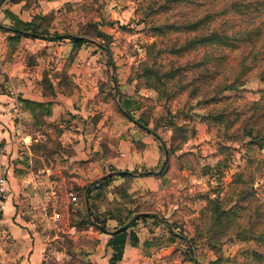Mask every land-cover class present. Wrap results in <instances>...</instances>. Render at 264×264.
I'll list each match as a JSON object with an SVG mask.
<instances>
[{"label": "rangeland", "instance_id": "obj_1", "mask_svg": "<svg viewBox=\"0 0 264 264\" xmlns=\"http://www.w3.org/2000/svg\"><path fill=\"white\" fill-rule=\"evenodd\" d=\"M26 1L28 4L32 3V0ZM147 1L80 0L76 4L63 6L61 13L48 15V19L44 24L50 34L55 32L56 34L86 36L94 44L91 42L86 43L80 50L82 51L80 56L75 49H71L67 42L51 44L41 54L39 52L40 56L37 59L41 62V66H39L41 79L39 82L36 78L34 80L35 85H39L42 94L49 93V84L46 81L52 80V83L56 84L58 92L65 95V97H72L74 110L77 106L81 107L83 104L86 109H90L92 112L94 111L93 101L90 98L93 94H97V101L95 99L94 106L99 109L94 112L101 110L104 117L112 119L115 116L124 123H129L130 120L122 114L120 104L130 101L133 107L129 109V114L133 120L141 119L142 116L146 117L145 121H148L149 130H154L152 132L161 140L159 142L153 135L133 124L139 139L134 142L133 149H144L146 146L140 143L141 139L138 135L143 137L144 134H148L153 138L152 144L156 150L155 157L147 166L143 164H137L132 168L121 166L120 170L113 166H108L109 174L115 171H124L132 173L135 177L133 176L132 179L114 177L108 186L95 191L93 194L94 196L97 194V198L90 203L92 204L91 212L100 216L105 221L106 227L112 231L116 223L109 221L108 217L123 219L130 213L149 211L156 214L159 219L163 218L176 232L182 234V236L178 237L171 236L164 226L162 228L159 224L150 220L145 223L137 222L135 228L132 229L136 234L140 232L146 223L148 224V231L159 229L157 232L158 236L151 238L150 242L149 238L146 237V231L145 235L139 236L141 239L139 241V249L142 254H145L143 255L145 258L140 257L136 264H160L156 262V259L160 256L159 250L163 251L162 258L164 262L161 264H211L218 257L225 264H251L255 261L254 252L260 254L259 263L264 264V245L256 244L253 241H240L230 237L229 239H223L219 243L218 248L220 251L216 254L214 250L207 246L205 239L197 237L195 233L196 227L200 226L199 213L206 205L204 197L212 195L214 191H222L221 195L228 193L230 187H232L231 183L234 176L239 172L245 174L246 181L251 179L253 182L252 187L253 191H255L256 201L251 200L248 203L252 212L255 211L256 206L262 205L259 209L262 217L259 220L261 221L259 222L255 214L251 212L246 215L245 222H257L262 224V226L264 225V147L260 152H251L246 147V140L242 142L223 141L221 139V129L216 128L215 125L207 120L211 111L236 110L238 115L230 116V120H237L235 130L241 126L242 120L251 115V110H249L251 104L264 103V83L256 79L257 68L264 65V47H261L263 46L262 40L264 38V15L253 17L255 12L252 11L242 17L248 23L239 25V16L232 12L228 13L229 21L235 22L237 25L232 32H237L234 37L239 38V41L235 43L236 50L226 52L227 60L221 66L212 61L208 62L207 65L210 75L217 74L216 80H222L226 77L229 81L239 74L242 65H246L248 71L242 77L243 87L222 94L218 97L217 104L214 105L201 104V98L207 88H202L199 95L195 98H190V91L187 90L165 103L163 105L165 108H163L162 105L157 103V94L150 89L137 88V81L127 84V86H132L131 89H134L133 94L130 89L129 95L126 91V93L115 95L114 90V85L118 83L117 76L113 73L116 65L119 68L131 65L129 77L132 76V72L145 60L146 46L156 40L150 32V25H136L141 15L140 12L136 13L137 9ZM233 1L236 0L209 1L200 9L192 6H174L167 12V15H159L156 18L162 21L166 18L170 21H181L192 17L193 14L201 16L209 10L217 8V10H220L225 4ZM246 1L253 4L264 0ZM128 8L131 9V17L123 19L126 25H122L124 27L122 31L118 22L115 23L113 20H115V16L120 11ZM248 16L253 19L251 20ZM222 19L223 17L215 19L212 27L219 24ZM97 20L106 25V27L115 29L112 32V40L110 42L104 39H96V24H99ZM251 21L253 23H250ZM0 24L4 26L9 23L0 21ZM260 25H262L263 36L258 40L255 48L251 45H244L240 40L251 42L252 44L255 43L253 35L257 34L256 29ZM126 27H129V29H126ZM122 33H126V37ZM95 43L107 45L110 53H104ZM10 48L8 49L9 54L10 50H17V47ZM32 48L21 56L29 67V75H32L35 71L34 67L36 69L39 65V62L36 63L35 61L37 49ZM253 55H255L254 59L252 61L249 60L250 56ZM206 56L208 55L200 50L195 54L193 53L187 60L197 61L201 59L204 61ZM244 56H247V60L242 64ZM74 61L79 64L78 67L73 64ZM71 67L72 73H69ZM113 79L116 80L115 84ZM78 80H82L83 83H77ZM2 82V91L8 92V94L11 91L14 93V97L20 94V83H15L12 87L7 81ZM125 85L126 83L123 86ZM86 98H89L87 103L80 102V99L86 100ZM99 102L107 103L108 106L99 104ZM164 109L166 110L164 111ZM22 112L27 113L28 111L22 109ZM48 112L50 115L47 116L43 111H36L34 116L28 112L29 121L24 120L22 113H16L14 119L16 127L14 135L15 153L18 156L16 166H18V170L22 174H30L32 182L39 177L47 176L46 173L42 175L41 171L45 169L53 170V173L47 176L48 181L55 182V188L61 194L65 192L69 197H77L75 204L70 206L69 211L70 226L75 228L76 234L62 233L60 223H55L51 219L53 213H61V211L57 206L51 204L43 211L41 209L37 210L33 217H29L30 222L35 224L36 229L42 232L48 240L46 264H90V258L88 257L95 252V242L84 239L81 236L82 234H80L81 231L89 229V227H85V229L79 227L80 216L87 215V211L83 206L84 192L87 187L85 190L82 188L98 180L103 175L96 174L91 178L87 176L82 179L77 178L78 181L76 183L72 181L74 175H72V166L70 167L68 163L69 158L73 155L72 145L68 142L63 146L62 142H60V137L63 129H72V124L76 121V116L78 117L79 115L72 116L70 113L64 112L54 123L49 121L43 123V118H52L51 112ZM101 113L95 115L92 120H98L101 117ZM163 118L179 126L186 125L189 128H194L196 134L185 144L177 147L175 152H172L170 150L172 148L170 142L171 130L163 126ZM110 141L114 149H103L106 158L109 156L120 158L122 155L118 149L120 137H114ZM103 145L106 146L104 143ZM220 145L227 147L231 156L227 167L224 169L220 168V170L215 169L211 175L200 178L198 175L201 167L210 166L213 168L222 159L218 155ZM130 146L132 147V144ZM2 148L3 146L0 147V151H2ZM153 148L150 149L152 150ZM164 150H166L168 157L166 162ZM162 167L163 169L157 175L160 179L161 192L151 193L133 187L135 186L137 174L144 172L157 173ZM80 168L81 164H78V172ZM27 199L28 201L26 202L29 210H31L30 199ZM88 207L90 212V206L88 205ZM145 244H149V246L146 247ZM152 249H156L157 253L152 251Z\"/></svg>", "mask_w": 264, "mask_h": 264}, {"label": "trees", "instance_id": "obj_2", "mask_svg": "<svg viewBox=\"0 0 264 264\" xmlns=\"http://www.w3.org/2000/svg\"><path fill=\"white\" fill-rule=\"evenodd\" d=\"M1 1V0H0ZM17 1V0H13ZM209 1L216 2L218 0H148L139 9L138 12L141 13L140 19L137 21L136 25L148 24L151 34L156 40L146 46L145 50V60L142 61L137 69L132 72V76L128 78V83L132 81H137V88L150 89L157 94L158 105H164L173 98L179 96L181 93L189 90V97L195 98L199 95L202 88H207L201 98L202 105H214L217 104V99L222 94L235 91L240 87L244 86L242 77L247 70L246 65H242V69L236 77L229 81L228 78L222 80H216L217 74L210 75L207 68L208 62L218 63L220 66L227 60L226 52H233L236 50L235 43L239 41V38H235L234 35L237 33H232L234 27L237 26L235 22H230L228 18V13L232 12L239 16V25L247 24L248 21L243 19L244 15H248L250 12H255L254 16L264 15V1L254 2L253 4L248 3L246 0H236L229 2L224 5L220 10L214 9L205 12L201 16L195 14L190 18L183 19L181 21H170L167 18L162 20L157 19L159 15H167V12L174 6H187L194 7L196 9L203 8ZM6 17L12 21L11 35L9 40L16 42L18 39L30 38V39H56L57 41L63 40L62 36L59 34H50L48 29H46L44 24L45 19L40 17L35 18L30 23H25L9 12H6ZM219 24L212 27L215 19L222 18ZM251 20V16H248ZM227 19V20H225ZM249 19V20H250ZM237 22V23H238ZM250 23H253L252 21ZM249 23V24H250ZM238 25V26H239ZM257 34L253 35L255 43L240 40L244 45H251L255 48L258 40L261 39L262 35V25L257 27ZM8 33V32H7ZM89 39L86 36H72L69 40L73 44L74 49H80ZM96 39H104L110 42V38L96 30ZM264 47V38L262 40ZM12 45V44H11ZM99 48L103 50H108L107 45L99 44ZM202 50L206 55L204 61L201 59L187 60L193 53H197ZM255 55L250 56L249 60H253ZM243 62H246L247 56L243 57ZM181 62V64H180ZM256 79L264 83V65L257 68ZM48 82L49 91L48 94L44 96L52 95V86ZM22 108L32 116L35 115L36 111H44L46 116L50 115L49 110L46 111V106L41 103L31 102L27 100H18ZM133 107L132 102L126 101L120 104L121 111L124 116L130 120L135 121L129 114V109ZM165 108V106H163ZM166 109H164L165 111ZM251 110V115L246 119L241 121V126L235 129L237 120H230V116L237 114L236 110H220L211 111L208 119L209 123L215 125L216 128H220L222 131V140L239 142L246 140V147L251 152H260L264 147V103H254L249 107ZM238 115V114H237ZM147 118L142 116L141 119L135 122L141 126L138 127L145 131L149 130ZM163 126L171 130L170 142L172 152H175L177 147L185 144L189 139H191L196 131L194 128H189L186 125H177L166 118H163ZM151 130V129H150ZM154 131V130H152ZM221 134V132H220ZM175 147V148H174ZM218 155L222 159L217 162L215 167L204 166L199 170V177L204 178L215 170L227 167L228 161L231 159L230 153L227 147L219 146ZM120 174L117 176H109L107 179L91 186L87 193L88 205L90 206V214L94 224H90L87 215L80 216V225L82 229L85 227H98L106 230L105 233L111 236L107 244L108 250L111 251V257L109 264H118L123 257L124 247L127 240H129L132 247L138 246V238L132 231L135 228L136 223L141 221H146L152 219L155 223L159 221L162 222L171 231L169 234L171 236H182L181 233L176 232V230L170 226L164 219H157L154 216H142L137 221H135L129 228L124 231L116 233L115 231L127 224L135 215L139 213H151L149 211L145 212H134L127 214L123 219L121 218H111L108 217L109 221H114L116 226L110 232L100 216L95 215L92 210V201L97 198L94 196V192L102 187L108 186L110 182L115 178L119 179H129L133 178L127 174ZM253 182L245 180L244 173H237L231 183L228 193L221 195L222 191H214L212 195H207L204 197L205 207L199 213V223L196 227V236L205 239L207 246L214 250L216 254L219 253L218 245L223 239H229L234 237L240 241H253L256 244L264 245V225L257 222L246 223V215L252 212L251 206H248L251 200L256 201L255 191H253ZM86 185L83 190H85ZM246 205V206H245ZM83 206L86 209L83 198ZM258 207V208H257ZM262 205L256 206L254 212L256 218L260 222L262 219L259 209ZM244 219V220H243ZM243 220V221H242ZM257 223V224H256ZM259 225V226H258ZM183 239V238H182ZM146 247L149 244H145ZM255 261L251 264H260L259 261L261 256L258 252H254ZM220 257L217 258L211 264H225L221 261Z\"/></svg>", "mask_w": 264, "mask_h": 264}, {"label": "crops", "instance_id": "obj_3", "mask_svg": "<svg viewBox=\"0 0 264 264\" xmlns=\"http://www.w3.org/2000/svg\"><path fill=\"white\" fill-rule=\"evenodd\" d=\"M78 1L80 0H32V3L28 4L26 0H3V3L0 5V21H7L9 23L4 26L0 24V147L3 146L2 151H0V202L2 203V211L0 212V264H46L48 240L42 232L36 229L35 224L30 222L29 217H33L37 210H45L49 204L57 206L61 211V213H53L51 219L55 223H60L62 233L67 232L70 234V229L74 228L70 226L69 211L70 206L74 205L72 203V198H74L76 202L77 197H69L65 192L61 194V192L56 190L55 182H50L47 179V176L52 174L53 170L49 171L45 169L41 171L40 173H42V175L46 173L47 176L39 177L32 182L33 180L30 179L31 175L27 173L22 174V172L18 170V166H16L18 156L17 153H15L14 135L16 127L14 119L18 112L22 113L21 115H23L24 120L29 121L28 117H30L28 112H22L23 108H21L19 104V99L44 104L46 106V111L49 110L51 112L52 118H43V123L45 121L54 123L64 112H68L72 116L79 115L78 117L76 116V121L72 124V129H63L60 137V142H62L63 146L68 142L72 145L73 155L69 158L68 163L70 167L72 166V175H74L72 181H74V183L78 181L77 178L82 179L86 176L91 178L96 174H109L108 166H113L119 170L121 166H128L129 168L137 164L147 166L155 157L156 150L153 148V138L148 134H144L143 137L138 135L141 139L140 143L146 147L142 150L133 149L134 142L139 139L137 138L133 126L134 123L132 121H130L131 123H124L115 116H113L112 119L104 117L101 110H98L99 112H94L99 109L94 106L97 94H93L91 98L89 97L93 101V112L90 109H86L83 104L81 107L77 106L74 110L72 107V97H65V95L58 92L56 84L52 83V80H48L49 83H52V95L49 94L44 96V94L41 93L39 85H35L34 78H36L38 82L41 79V74L39 72L41 62L37 59L40 56L39 52L41 54V52L44 49H48L51 44H60L61 42L69 43L71 49H74L73 44L69 40L72 35L59 34L63 38L61 41H57L56 39H30L24 37L18 39L16 42L9 40L10 36L13 35L11 34L12 29L9 28L12 21L6 17V12H9L15 18L25 23H30L38 17L47 21L48 15H54L58 12L61 13L60 11L63 6L72 5L73 3L76 4ZM130 10L131 9L128 8L124 11H120V13L115 16V20H113L115 23L118 22L122 31L124 28L122 25L125 24L123 19L131 17ZM98 23L99 24H96L97 31L112 40V32H114L115 29L106 27V25H103L100 21ZM126 29H129V27H126ZM52 34L56 33L54 32ZM122 34L126 37V33ZM88 42L94 44L93 41L87 39L86 43ZM85 44L80 49H75L79 56L82 54L80 50ZM96 46L99 47V44H96ZM10 47H17L16 51L10 50V54L12 55L8 52V49H11ZM30 48L37 49L35 61L36 63L39 62L38 67H36V69L34 67L35 71L32 75L28 74L29 67L25 59L21 57L29 52ZM101 50L104 53H110L109 48L107 51ZM83 55H85V53H83ZM73 64H75L76 67L79 66L76 61H74ZM130 67L131 65L119 68V66L116 65V69L113 70L118 80L116 89H114L115 95L126 92L129 95L131 92L130 89L132 86H127ZM69 73H72V67ZM82 80H78L77 83H83ZM2 81H7L12 87L15 83H20V94L14 97L13 92L10 91L8 94V92L2 91ZM113 82L116 83V80L113 79ZM124 83H126L125 86H123ZM131 90L133 94L134 89ZM50 92L51 91H49V93ZM89 98H86V100L80 99V102L85 104L89 101ZM99 104L106 107L108 106L107 103L99 102ZM100 113L101 117L98 120H92L95 115H99ZM122 114L124 115L123 112ZM117 136L120 137L118 149L121 151L122 155L120 158L112 156L106 158L103 149H114L110 140ZM103 143L106 144L107 148ZM130 144H132V147ZM147 146H149V148H147ZM150 148L153 149L151 150ZM78 164H81L79 172L77 170ZM101 170H104V172L102 173ZM157 175L158 174L139 176L137 174L135 186L133 187L151 193L161 192L160 179ZM86 180L88 181V179ZM27 198L30 199V205L32 206L31 210H29V206L26 202L28 201ZM148 214H152L151 216L159 219L156 214ZM148 220L153 221L152 219ZM145 222H147V220L143 221V223ZM153 223L155 222L153 221ZM157 224L162 228L164 226L168 233L171 231L162 222L159 221ZM147 229L148 224L146 223L139 233H135L138 238L137 247H132L129 240L126 241L122 260L118 264H136L140 257L145 258L143 256L145 254H142L139 249V241H141L139 236L145 235L146 231V237L149 238L150 242L151 238L158 236L157 232L159 228L152 229L151 231ZM105 232L106 230L99 231L98 227H89L88 230H83L81 233L79 232L84 239L95 242V252L88 257L90 258V264H109L111 251L108 250L107 244L111 236ZM152 251L157 253L156 249H152ZM159 252L160 256H158L156 262L161 264L164 262L162 258L163 251L159 250Z\"/></svg>", "mask_w": 264, "mask_h": 264}, {"label": "water", "instance_id": "obj_4", "mask_svg": "<svg viewBox=\"0 0 264 264\" xmlns=\"http://www.w3.org/2000/svg\"><path fill=\"white\" fill-rule=\"evenodd\" d=\"M3 1V0H2ZM1 1V2H2ZM0 2V3H1ZM115 84V83H114ZM114 88L116 89V84L114 85ZM133 123L136 125V126H138V127H140L141 128V126L140 125H138L135 121H133ZM145 131L146 132H148V133H150L151 135H153L157 140H159V142H161V140L158 138V136L155 134V133H153L152 131H150V130H146L145 129ZM162 146H163V144H162ZM164 154H165V162L167 161V152H166V150H164ZM163 169V167L159 170V172H157V173H155V172H146V173H140V174H138L139 176H147V175H150V174H159L160 172H161V170ZM102 171V173L104 172V170H101ZM120 174H126L125 172H113V173H110V174H104L101 178H99L98 180H95V181H93V182H91L90 184H89V186L86 188V190H85V192H84V202H85V205H86V211H87V216H88V220H89V222L91 223V224H94L93 223V221H92V219H91V214H90V212H89V207H88V199H87V193H88V191H89V189L91 188V186H94V185H96L97 183H99V182H101V181H103V180H105V179H107L109 176H112V175H114V176H117V175H120ZM127 174H129L130 176H133V174L132 173H127ZM152 214H148V213H139V214H137V215H135L127 224H125L123 227H121L120 229H118V230H116L115 232L116 233H118V232H120V231H124V230H126L127 228H129L135 221H137L140 217H142V216H151ZM100 230H102V231H105L103 228H100ZM196 264V263H195Z\"/></svg>", "mask_w": 264, "mask_h": 264}, {"label": "built area", "instance_id": "obj_5", "mask_svg": "<svg viewBox=\"0 0 264 264\" xmlns=\"http://www.w3.org/2000/svg\"><path fill=\"white\" fill-rule=\"evenodd\" d=\"M74 202H75V199L72 198V203L75 204ZM1 211H2V203L0 202V212ZM70 234H72V235H75L76 234L75 228L70 229Z\"/></svg>", "mask_w": 264, "mask_h": 264}]
</instances>
